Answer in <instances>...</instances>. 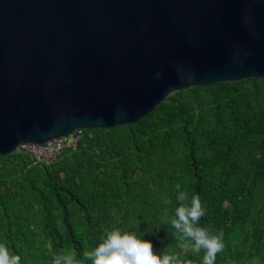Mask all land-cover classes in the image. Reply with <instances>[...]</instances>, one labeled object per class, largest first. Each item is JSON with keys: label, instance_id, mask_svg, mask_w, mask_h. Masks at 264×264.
<instances>
[{"label": "trees", "instance_id": "16d2710c", "mask_svg": "<svg viewBox=\"0 0 264 264\" xmlns=\"http://www.w3.org/2000/svg\"><path fill=\"white\" fill-rule=\"evenodd\" d=\"M176 185L199 196V226L223 232L215 264H264V78L175 91L135 123L84 129L48 165L0 156V243L22 264H52L119 227L181 252ZM181 254L203 264V250Z\"/></svg>", "mask_w": 264, "mask_h": 264}, {"label": "water", "instance_id": "95a60500", "mask_svg": "<svg viewBox=\"0 0 264 264\" xmlns=\"http://www.w3.org/2000/svg\"><path fill=\"white\" fill-rule=\"evenodd\" d=\"M264 78V0H0V156Z\"/></svg>", "mask_w": 264, "mask_h": 264}, {"label": "clouds", "instance_id": "9594fccd", "mask_svg": "<svg viewBox=\"0 0 264 264\" xmlns=\"http://www.w3.org/2000/svg\"><path fill=\"white\" fill-rule=\"evenodd\" d=\"M176 201L171 226L179 234L181 252L159 253L153 250L150 240L142 238L135 231L123 228H105L96 247L86 251L77 259L73 254L61 250L53 256L52 264H186L184 249L199 254L204 251L203 264H215L216 256L224 249L223 232L211 233L199 226L205 209L198 195L189 199V194L176 185ZM185 241L190 243L186 244ZM0 264H22L20 255L11 254L5 244L0 243Z\"/></svg>", "mask_w": 264, "mask_h": 264}, {"label": "built area", "instance_id": "2783aa9c", "mask_svg": "<svg viewBox=\"0 0 264 264\" xmlns=\"http://www.w3.org/2000/svg\"><path fill=\"white\" fill-rule=\"evenodd\" d=\"M84 137V129L78 128L71 133L48 140L43 144L22 143L18 151L28 152L35 164L52 163L66 148H75L78 142Z\"/></svg>", "mask_w": 264, "mask_h": 264}]
</instances>
